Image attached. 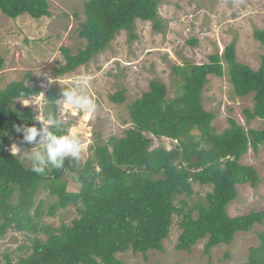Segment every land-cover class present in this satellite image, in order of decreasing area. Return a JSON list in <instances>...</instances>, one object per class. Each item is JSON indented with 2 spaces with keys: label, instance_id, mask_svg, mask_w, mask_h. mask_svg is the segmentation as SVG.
<instances>
[{
  "label": "trees",
  "instance_id": "1",
  "mask_svg": "<svg viewBox=\"0 0 264 264\" xmlns=\"http://www.w3.org/2000/svg\"><path fill=\"white\" fill-rule=\"evenodd\" d=\"M161 4L162 0L87 1L79 31L87 44L76 55L63 49L66 64L55 69L53 76L60 79L88 65L123 31L129 41H135L137 21L163 31ZM0 12L13 20L25 15L37 21L51 17L48 0H0ZM254 39L264 46V29H255ZM209 60L205 65L174 66L175 75L182 79L175 98H168L165 84L153 81L150 91L128 106L131 128L123 137L96 144L84 162L66 158L61 169L46 170L44 175L34 173L10 150L15 143L23 152L33 148L34 143L23 142V135L33 123L41 129L36 120L39 114L30 106L17 108L16 103L39 96L41 90L25 81L0 90V239L14 231L32 240L30 256H19L16 262L5 256L0 264H123L119 254L164 252L174 217L181 232L176 249L190 253L206 240L205 253L210 255L217 247L231 245L238 233L263 224L264 212L231 217L228 208L238 197V186L260 184L256 169L241 160L251 149L259 152L264 129L246 130L231 119L230 126L218 133L213 125L216 116L205 110L202 95L209 76L221 78L227 73L236 97L254 96L253 109L244 111L247 122L264 121V57L258 70L238 62L234 39L222 55L216 53ZM3 67L0 57V72ZM61 91H47L43 116L57 121L59 130L68 134L72 124L60 120L55 104ZM110 100L124 104V91ZM49 131H58L56 124ZM153 138L177 145L172 150L152 149ZM40 139L38 134L36 141ZM69 180L77 191L69 192ZM196 184L212 188L205 202L191 207L184 200L178 204L179 198L194 196ZM42 191L56 198L49 212L45 201L37 202ZM70 207L78 212L70 225L56 228L43 222L46 215L54 217ZM260 239L259 247L250 248L246 264H264V234Z\"/></svg>",
  "mask_w": 264,
  "mask_h": 264
},
{
  "label": "rangeland",
  "instance_id": "2",
  "mask_svg": "<svg viewBox=\"0 0 264 264\" xmlns=\"http://www.w3.org/2000/svg\"><path fill=\"white\" fill-rule=\"evenodd\" d=\"M87 1L48 0L51 17L38 21L28 15L13 20L0 12V57L4 59L0 90L20 81L41 90L39 96L17 101V108L30 106L38 117H44L48 90L72 87L77 76L90 78L84 94L90 96L96 105L91 117L85 119L84 113L69 107L59 108L60 120L72 124L68 134L77 135L84 145L80 159L83 162L92 156L96 144H105L111 138L125 135V131L131 128L128 106L149 92L153 81L167 86L169 99L177 96L182 79L175 75L174 66H184L185 63L205 65L210 62V56L222 55L234 39L237 41L238 62L254 70L261 66L264 46L254 39V31L264 29V0H162L159 15L163 31H155L152 23L137 21L135 41H129L128 34L123 31L88 65L49 84L47 77L55 80L53 71L66 64L63 49L76 55L87 44L79 37ZM193 40L197 41L196 45L192 44ZM28 74H31L30 78ZM208 80L202 95L203 104L206 111L215 114L213 125L218 133L230 126L231 119L246 130L264 129V121L247 122L244 114L246 109H253V95L243 99L236 97L227 73L221 78L209 76ZM121 91H124L126 101L117 105L110 97ZM15 145L19 147L17 143ZM176 145V141L169 139L152 140V149L164 147L172 150ZM17 155L31 166L23 151ZM241 164L256 169L260 184L256 188L249 184L237 187L238 197L228 208L231 217L264 212V145L258 153L251 149ZM193 187L194 196L181 197L176 202L179 204L184 200L191 207L204 203L206 195L212 192L208 186L196 184ZM77 188L70 182L69 192L77 191ZM41 201H45V210L49 212L56 198L42 191L37 198L38 204ZM77 217V210L70 207L59 210L54 217L46 215L43 222L58 228L62 224L70 225ZM180 233L178 219L174 217L170 236L164 242V252H149L146 256L128 252L117 258L123 264H246L250 248L261 245L264 222L249 233H238L231 245L217 247L210 255L205 253L206 240L199 242L190 253L178 251ZM29 238L25 233H7L0 239V260L4 262L5 256H9L16 262L19 256H30L32 240ZM41 238L44 240L45 236Z\"/></svg>",
  "mask_w": 264,
  "mask_h": 264
},
{
  "label": "clouds",
  "instance_id": "3",
  "mask_svg": "<svg viewBox=\"0 0 264 264\" xmlns=\"http://www.w3.org/2000/svg\"><path fill=\"white\" fill-rule=\"evenodd\" d=\"M48 83L57 82L51 77H47ZM90 78L87 75L77 76L73 81V86L62 88L60 99L55 101V104L61 107H69L75 112L84 113V118L88 119L96 111L94 100L84 94V89L88 87ZM41 123V129H37L35 123L32 126L25 128L23 142L34 143V147L30 151H25L24 156L31 162V170L38 174L44 175L46 170L61 169L64 166L66 158H70L76 162L81 159V154L84 148L81 139L75 134L64 133L60 129V124L57 121L49 118L44 120V117H38ZM56 124L58 131H49L45 125ZM17 132H21V127H16ZM40 135V142L36 141V137ZM20 148L15 144L12 145L11 153L16 155L20 153Z\"/></svg>",
  "mask_w": 264,
  "mask_h": 264
}]
</instances>
